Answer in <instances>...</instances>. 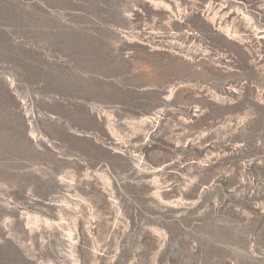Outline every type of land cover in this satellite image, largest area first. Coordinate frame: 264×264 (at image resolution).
Segmentation results:
<instances>
[{
  "label": "rangeland",
  "instance_id": "374dc122",
  "mask_svg": "<svg viewBox=\"0 0 264 264\" xmlns=\"http://www.w3.org/2000/svg\"><path fill=\"white\" fill-rule=\"evenodd\" d=\"M0 264H264V0H0Z\"/></svg>",
  "mask_w": 264,
  "mask_h": 264
}]
</instances>
